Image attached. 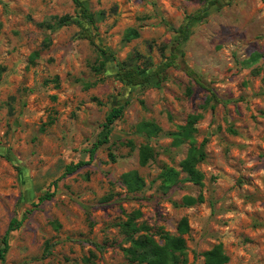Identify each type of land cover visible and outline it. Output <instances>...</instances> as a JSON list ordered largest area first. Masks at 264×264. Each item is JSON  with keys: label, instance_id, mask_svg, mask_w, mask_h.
<instances>
[{"label": "rangeland", "instance_id": "374dc122", "mask_svg": "<svg viewBox=\"0 0 264 264\" xmlns=\"http://www.w3.org/2000/svg\"><path fill=\"white\" fill-rule=\"evenodd\" d=\"M81 1L93 23L75 0H0V247L26 216L0 264H145L123 249L121 223L138 211L159 244L185 239L187 264H206L219 245L226 264H264V0H217L182 43L178 29L209 0ZM65 15L73 22L60 25ZM129 28L140 36L126 41ZM172 53L176 64L156 75ZM118 62L150 82L121 81ZM146 121L161 131H140ZM192 146L205 154L200 181L183 167ZM168 168L179 172L170 188ZM132 171L145 181L134 192L122 178Z\"/></svg>", "mask_w": 264, "mask_h": 264}, {"label": "trees", "instance_id": "16d2710c", "mask_svg": "<svg viewBox=\"0 0 264 264\" xmlns=\"http://www.w3.org/2000/svg\"><path fill=\"white\" fill-rule=\"evenodd\" d=\"M76 5L80 8L81 18L88 21L89 23L94 22V14L91 10L81 1L75 0ZM217 0H209L207 5L195 12L188 24L181 26L178 31L180 34L181 41L186 42L191 35V22L199 21L210 15L211 8L215 6ZM73 22L69 15L62 16L59 19L60 25H67ZM81 28L80 36L82 38L88 39L91 43H95L94 35H92L89 30L80 21H76ZM140 36L139 31L135 28H129L125 35V40L130 41L134 38ZM177 54L172 53L169 58L162 62L157 69L155 74L163 76L164 72L176 64ZM103 65V64H102ZM118 75L121 81L138 86L145 85L150 82L151 75L146 72L145 68H140L136 64L128 65L126 62H118ZM99 70V69H98ZM192 74H195L192 72ZM125 105L113 107L106 116V121L103 124V129L105 131L104 137L100 138L91 149V159L94 158L95 152L100 145L109 141V134L112 124L124 114ZM140 131H145L149 135H156L161 131L160 126L153 122H143L138 127ZM150 147L145 146L141 152V162L143 164L147 163L148 159L151 157ZM204 152L201 149L192 146L188 157L183 163L184 170L190 174V179L195 181H200L202 174L196 169V164L202 160L204 157ZM87 162L81 161L75 165H68L66 167L67 173L74 172L78 167ZM163 179L165 186L170 188L176 184L179 179V172L168 168L163 172ZM124 183L130 191H138L142 189L145 185L144 179L137 173V171H132L124 174L122 176ZM53 196V193H47L40 196L39 201H44ZM194 199H189L188 203L193 202ZM31 210H28V212ZM141 216L138 211L134 213L127 221L122 222L121 226L123 231L126 233V239L131 243L130 246L124 247L125 254L133 261H138L145 264H187L186 256V243L182 236H172L170 234H165L166 239L165 244H159L152 234L149 233L150 226L147 223L138 224L136 219ZM26 216L22 218L13 217L9 223L8 229L2 238V245L0 247V259L4 263L6 260V254L9 250V238L13 231L18 230L24 223ZM189 230V224L187 220H183L180 223L179 231L180 234H185ZM50 253V251H48ZM206 264H226L229 257L224 253L222 245L216 246L214 249L205 252Z\"/></svg>", "mask_w": 264, "mask_h": 264}]
</instances>
